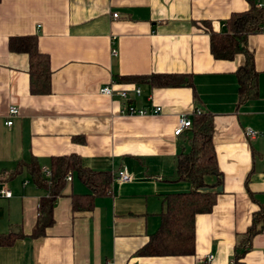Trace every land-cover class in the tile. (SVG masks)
Masks as SVG:
<instances>
[{"label":"crops","instance_id":"obj_1","mask_svg":"<svg viewBox=\"0 0 264 264\" xmlns=\"http://www.w3.org/2000/svg\"><path fill=\"white\" fill-rule=\"evenodd\" d=\"M264 7V0H252ZM247 0H0V264H234V246L264 211V34L245 40L256 73V97L236 106L235 71L243 64L212 59L208 35L222 31ZM116 15V18L112 16ZM35 36L47 55L50 93L31 95L27 57L11 53L9 38ZM114 49L115 56L110 54ZM182 74L189 88L148 89L114 83V77ZM111 86L114 96L101 95ZM125 91L127 100L115 94ZM160 108L156 115L123 116ZM9 107L17 114L8 118ZM194 110L212 117V143L221 183L210 213L194 221V254L137 257L160 222L163 198L188 191L175 180V158L189 150V129L174 136L181 116ZM11 120V125L5 122ZM256 133L254 139L245 131ZM74 155L82 168L109 172L105 195L93 198L90 212H73L70 196L89 190L74 174L52 208L53 223L32 239L38 200L45 191L33 183L25 164L42 172L50 159ZM124 167L128 183L114 180ZM17 172L11 176V173ZM215 176H205L213 185ZM237 264H264V222ZM211 256L210 262L205 261Z\"/></svg>","mask_w":264,"mask_h":264},{"label":"trees","instance_id":"obj_2","mask_svg":"<svg viewBox=\"0 0 264 264\" xmlns=\"http://www.w3.org/2000/svg\"><path fill=\"white\" fill-rule=\"evenodd\" d=\"M248 8L240 13H232L223 22L220 32H213L208 22H201L208 35V52L212 59L231 61L241 55L243 64L235 71L237 84L236 106L256 97V73L253 69L252 53L246 48L245 40L250 35L264 34V9H257L252 0H247ZM8 51L24 54L27 57L28 89L31 95L46 96L50 93L51 71L47 55L37 49L35 36L9 38ZM114 83L146 86L148 89L189 88L192 98L196 95L188 75L182 74H145L133 76H115ZM128 104H130L128 102ZM189 150L175 158V180L185 182L188 191L166 195L163 198V211L157 230L148 237L147 242L136 253L137 257H188L194 254L196 216L211 212L216 192L212 191L221 183L216 166V157L212 143V117L208 113L193 111L190 117ZM30 177L39 189L45 191L36 207V221L31 231L32 239L44 235L46 228L53 223L52 208L66 185V177L74 174L89 190L86 195L70 196L73 212H90L94 197L105 195L111 182L109 172H94L82 168L74 155L53 157L50 159L48 177L39 170L36 162L25 164ZM17 170L11 173L14 175ZM205 176H215L213 185H206ZM264 222V211L254 213L251 225L241 235L234 246L233 263L238 261L250 248L251 238L258 234L260 224ZM10 235H0V247L12 244Z\"/></svg>","mask_w":264,"mask_h":264},{"label":"built area","instance_id":"obj_3","mask_svg":"<svg viewBox=\"0 0 264 264\" xmlns=\"http://www.w3.org/2000/svg\"><path fill=\"white\" fill-rule=\"evenodd\" d=\"M255 7L257 9H264V7H262L259 3H256ZM112 17L116 18V15H113ZM110 54L112 56L116 55V52H115V50L113 48L110 50ZM132 92H133V94L135 96H139L140 95V90H139V88L137 86L133 87ZM99 93L101 95H104V96H107V97L114 96V94H113L114 92H113L111 86L102 87L99 90ZM115 95L117 97H119L120 99H122V100H127V94H126L125 91L116 92ZM159 112H160V108H158V107H154L151 110L147 111V110H144V109H136L133 106H131L130 104H127V105H124V107L122 108V111L120 113L123 116H146V115H156ZM198 112L199 111L196 110V113H198ZM16 114H17L16 108H14V107H9L8 108V112H7V115H8L7 117L8 118H11V117L15 116ZM11 123L12 122L9 119V120H7L5 122V125L6 126H10ZM189 128H190V118H188L187 116H181L177 120L176 126H175V128L173 130V135L174 136H178L184 130H187ZM245 136L247 138H249V139H254L256 137V133L251 131V130H246L245 131ZM42 173L44 174L45 177H48V175H49L47 170H43ZM113 178L118 183H128L130 181V179H131L129 172L124 167L116 170L114 172ZM65 180L66 181H70V177L67 176ZM0 196L3 197V198H9L10 197V193H9V191L3 189V190H0ZM211 260H212L211 256H206L205 257V261L206 262H210Z\"/></svg>","mask_w":264,"mask_h":264}]
</instances>
